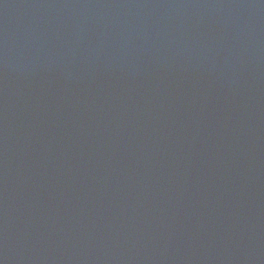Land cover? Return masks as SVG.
<instances>
[{
	"label": "water",
	"instance_id": "water-1",
	"mask_svg": "<svg viewBox=\"0 0 264 264\" xmlns=\"http://www.w3.org/2000/svg\"><path fill=\"white\" fill-rule=\"evenodd\" d=\"M0 264H264V0H0Z\"/></svg>",
	"mask_w": 264,
	"mask_h": 264
}]
</instances>
